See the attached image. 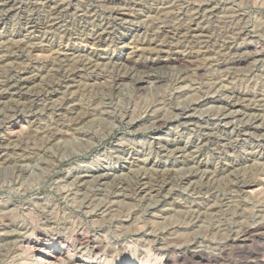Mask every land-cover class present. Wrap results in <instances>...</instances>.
Returning <instances> with one entry per match:
<instances>
[{
    "label": "rangeland",
    "instance_id": "374dc122",
    "mask_svg": "<svg viewBox=\"0 0 264 264\" xmlns=\"http://www.w3.org/2000/svg\"><path fill=\"white\" fill-rule=\"evenodd\" d=\"M33 231L110 264L261 260L264 0H0V264Z\"/></svg>",
    "mask_w": 264,
    "mask_h": 264
},
{
    "label": "bare ground",
    "instance_id": "6f19581e",
    "mask_svg": "<svg viewBox=\"0 0 264 264\" xmlns=\"http://www.w3.org/2000/svg\"><path fill=\"white\" fill-rule=\"evenodd\" d=\"M240 49H241V47L239 46V47H233L231 49L229 48L228 50H229V52H238ZM258 51L259 50H257L256 52H258ZM260 52H262V51H260ZM132 61H134V60H131V62ZM158 62H161V58L157 59L156 61L152 60V61H147V62H143V61L137 59L134 62H132L131 66L135 67V69L136 68L137 69L138 68L152 69V68L158 67ZM241 64H242V61L238 60V61H233L231 63V66L238 68ZM116 80H117V82H120L122 80V77L120 78V77L116 76ZM80 115H76L74 118H76V117L78 118V116H80ZM78 119H80V118H78ZM23 128L24 127L21 126V129H23ZM164 178H165V176H164ZM261 230H262V226L259 224L257 226H254V227L252 226V227L244 230L243 232H240L239 234L234 235V237H228L226 239V242H235V241L241 240V239L244 240V239H247L248 237H252V236H258L259 237V236H261ZM31 234L29 236L21 237L20 240L17 242L18 248L21 249V251H22V260L27 262L26 264H70V263H72V264H110L111 263V260L107 259L105 251L104 250L102 251L100 249L101 245H100L99 241L97 242L96 240L91 239V238L87 237L86 235L82 236L81 234H78V232L76 233V236L74 239L64 237V239H65L64 241L56 242L55 243V244H57V245H55L56 247L55 246L54 247L49 246L48 240L46 238H44V235L38 234L37 235L38 237L32 238L30 236H33L34 231ZM182 242L183 241H181V243ZM167 243H168V246H166L167 247L166 249H168L170 252L172 250H174L175 252H177V254L180 257L181 256L182 257H186V256L191 257L192 259L196 260V262H195L196 264H202V263L208 262V260L211 259V258L210 259L207 258V260L206 259L204 260L203 258L200 257V254L202 253L201 250H198L200 247H190V248H194V249L188 250L189 247L183 243L179 244V242L175 243L173 241H168ZM37 244L42 245L39 248L37 247L38 251L36 250V247H35V246H37ZM230 246H232V245H230ZM48 249L49 250L52 249V251H49ZM56 251H58L59 253H56ZM101 251L103 253H101ZM77 255L81 256L80 259H76ZM84 257H87V258L93 257V259H92L93 262H88L86 259H83ZM255 257L252 256L251 258H249L250 261H247V264H264V256L261 260H257L259 258L256 259ZM150 262H151L150 260L146 259V260L142 261L141 264H169V261L166 258H164V259L161 258V260H152V262L151 263ZM130 264H133V262Z\"/></svg>",
    "mask_w": 264,
    "mask_h": 264
}]
</instances>
